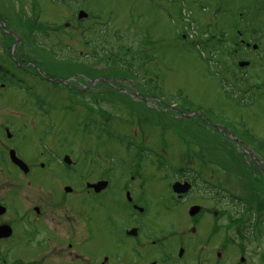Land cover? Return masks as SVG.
Instances as JSON below:
<instances>
[{
	"label": "rangeland",
	"instance_id": "obj_1",
	"mask_svg": "<svg viewBox=\"0 0 264 264\" xmlns=\"http://www.w3.org/2000/svg\"><path fill=\"white\" fill-rule=\"evenodd\" d=\"M80 11L86 15L79 18ZM0 18L22 38L17 43L18 37L8 35L0 25V64L23 75L10 56L23 55L24 51L42 62L49 77L67 79L79 90L72 92L64 85L31 77L29 72L24 75L25 81L33 84L34 96L15 86L4 89L0 85V98L9 102L0 107V116L21 119L22 115L29 119L28 124L37 123L36 129L28 128L33 152H39V137L44 136L45 129L52 130L53 136L59 137L58 144V140L52 143L74 150L75 162L80 161L78 172L70 176L88 174L94 180L130 181L132 175L141 173L139 181H146L149 187L139 201L157 213H162L164 206L169 211L176 209L172 198H167L164 181H195L192 171L198 175L197 181L209 182L204 186L208 194L195 186L193 201L188 203L204 206L206 224L207 217L212 218L209 209H217L222 214L221 225H231L228 214L235 211L236 217L242 208L241 201L231 200V192L239 193L244 205L253 204L255 211H264V170L253 158L264 161V149L258 145L264 144V102L256 98L249 105L247 97L253 93L243 92L262 81L254 72L262 73L264 61L257 60V68L252 71L239 65L249 59L246 52L258 55L264 46V0H0ZM244 29L255 31L251 43L263 39L256 43L257 49L248 51L244 45L241 49L237 43L229 50L216 48L221 53L222 77L230 85L233 80L237 82V91L230 98L220 87L219 76L213 74V64L204 59L214 55L209 56L204 48L209 49L211 42L221 37L231 36L236 42L237 31ZM33 36L47 47L34 42ZM196 41L201 47L194 46ZM60 51L64 58L58 57ZM106 76L128 77L141 86L145 85L135 77L157 79L170 102L157 98L160 112L155 111L154 117L148 113V106L109 96L108 100L100 95L94 99L83 91L89 83ZM141 86L127 84L125 88L150 97ZM253 91L255 97L257 89ZM231 130L253 150L241 151L230 138ZM108 133L114 138H107ZM141 146L154 150L153 163L144 153L140 155ZM25 154L31 158V154ZM59 170L68 176L62 168ZM44 176L47 178L48 173ZM218 186L220 190L216 191ZM198 192L202 197L195 196ZM77 198L79 210L91 204L95 212L116 217L131 209L118 182L102 200L83 193ZM235 205L238 210L232 208ZM97 222L98 231L105 227L102 218ZM107 230L96 238L98 242L110 240ZM258 237L257 241L264 243V232L260 231ZM232 240L239 242L240 234L237 232ZM254 241L249 245L251 254L246 253L249 264H264V245Z\"/></svg>",
	"mask_w": 264,
	"mask_h": 264
},
{
	"label": "flooded vegetation",
	"instance_id": "obj_2",
	"mask_svg": "<svg viewBox=\"0 0 264 264\" xmlns=\"http://www.w3.org/2000/svg\"><path fill=\"white\" fill-rule=\"evenodd\" d=\"M251 34L255 36V31H237L236 42H233L231 36L224 37L219 46L229 50L237 43L241 49L243 45L248 51L250 48L257 49L256 43L263 39L251 43ZM22 54L14 53L10 57L15 69L24 74L19 75L13 68L0 64V85L4 89L15 86V89L34 96V86L25 81V74L29 72L36 79L46 77L43 80L49 83L52 80L44 75L46 73L40 60L24 51ZM245 54L249 58L244 61L246 66L250 71L256 70L257 60L264 61V46L258 55ZM261 71V74L258 70L254 73L262 81L245 88L246 93L251 91L253 94V89H257L255 97L253 94L248 95L249 105L256 98L264 102V68ZM93 83L95 86H92ZM132 84L141 86L138 83ZM236 84L234 82L231 88L236 89ZM106 85L111 86V90L125 89L124 86H118L114 78L106 76L104 81L89 83L83 91L94 99L96 97L93 96L100 95L106 96L103 100H108V89L104 88ZM141 87L150 93L149 100L145 101L155 98L148 87ZM68 89L78 90L71 85H68ZM111 99L121 100L118 97ZM5 100L0 98V107L7 104ZM28 120L22 115L21 119L0 116V264H249L250 258L246 253L248 251L251 254L250 242L255 240V243L264 245L257 241L259 232H264L261 228L264 211H255L253 204L244 205L239 193L230 194L235 203L241 201L242 208L238 210L237 205L232 207L238 210L236 217L238 219L240 215V218L235 221V211H231L228 214L232 219L229 227L221 225L220 210L209 209L212 218L207 217L206 224L205 212L202 213L204 206L197 203L188 205L189 201H193V188L199 186V189L205 190L208 181H164L168 186L167 198H172L176 209L169 211L170 208L164 206L165 210L157 213L149 209L147 203L139 201L149 187L146 181H139L141 173L134 174L136 181L133 180L136 178L134 175L130 181H110L108 178L94 180L88 174L80 178L70 176L78 172L80 163L75 162L74 150L68 151L63 145H54L52 142L58 140V144L59 137L53 136L55 131L45 129L44 136L39 137V152H33L28 142L31 136L28 128L36 129L37 123L33 126L28 124ZM106 137L114 138V134L108 133ZM245 144L250 148V144ZM258 145L264 149L263 142ZM140 149V155L144 153L150 161L146 162L153 163V155H156L154 150L147 146H141ZM24 152L31 154V158ZM59 168L68 172V176L65 177ZM46 173L47 178L44 176ZM104 182V186L97 187ZM115 182L119 183V190L131 209L114 217L110 213L95 212L91 204L83 206V210L76 208V198L82 193L102 200ZM176 183L180 185L174 186ZM184 187H187V191ZM218 189L219 186L215 188L216 191ZM196 195L202 197L200 192ZM194 207H197V212H194ZM101 218L105 227L98 231L96 224ZM199 224L202 230H199ZM105 229H108L106 233L110 240L102 239L98 242L96 238L102 237L101 233ZM237 232L241 237L239 242L232 240Z\"/></svg>",
	"mask_w": 264,
	"mask_h": 264
},
{
	"label": "trees",
	"instance_id": "obj_3",
	"mask_svg": "<svg viewBox=\"0 0 264 264\" xmlns=\"http://www.w3.org/2000/svg\"><path fill=\"white\" fill-rule=\"evenodd\" d=\"M173 1H176V0H173ZM182 1V0H181ZM183 6H184V3H183ZM181 10H183V8L181 7ZM189 25V24H188ZM190 26H191V23H190ZM30 34V33H29ZM196 34V33H195ZM222 39H221V41H219V40H215V41H213V43L211 42V46L208 44V46L207 47H209L210 46V48L209 49H206V48H204V50L205 51H207L208 50V52H206L207 54H209V56L211 55V53L214 55L213 56V58H211V59H213V63H211V60H210V58H209V60H207L206 59V57L204 58L205 59V61L207 62V64H213V74H216V75H218V76H222V71H220V68L219 67H221V65H222V63H221V60H219L218 59V57H220L219 55L221 54V53H219L217 50H216V48L219 46V44L221 45V43H222V41H223V38L224 37H221ZM33 40L34 41H36V42H38L40 45H42V46H46L47 47V44L45 45V44H42L43 42L42 41H38V40H36V38L33 36ZM197 42V41H196ZM209 42V41H208ZM194 46L197 48V47H201L200 46V44L197 42V43H195L194 44ZM49 47H50V50L51 51H54V47H52L51 45H49ZM227 49V48H226ZM154 52H155V50L154 49H152ZM228 50V49H227ZM206 56V55H205ZM212 56V55H211ZM58 57L59 58H64V56H63V51H60L59 52V54H58ZM124 67H128V66H125L124 65ZM217 69V70H216ZM222 70H223V68H222ZM127 71V70H126ZM135 78H138V80L140 79L141 80V82L146 86V87H148V89L154 94V95H156V96H158L160 99H165L167 102H170V99L168 100L167 98V96L164 94V92H163V89L161 88V86L159 85V82L157 81V79H154V78H151V77H146V78H144V79H141L140 77H135ZM235 81L233 80V83H234ZM220 85H221V88L225 91V93H226V96L227 97H230V98H233V92L234 91H237L236 89H234L233 87L232 88H230L231 87V85L228 83V81H227V78H223V77H221L220 78ZM232 86H233V84H232ZM233 90V91H232ZM93 97H95V96H93ZM111 98V97H110ZM145 116V115H144ZM145 118H146V116H145ZM192 173H193V177H194V180L195 181H197L198 179H199V177H198V175H194L195 174V172L194 171H192ZM199 181H203L202 179H200Z\"/></svg>",
	"mask_w": 264,
	"mask_h": 264
},
{
	"label": "water",
	"instance_id": "obj_4",
	"mask_svg": "<svg viewBox=\"0 0 264 264\" xmlns=\"http://www.w3.org/2000/svg\"><path fill=\"white\" fill-rule=\"evenodd\" d=\"M86 15V13L84 12V11H80L79 12V18H81V17H83V16H85ZM64 82V81H63ZM67 161L69 162V160L67 159ZM179 183H176V184H174V186L175 185H178ZM105 185V182H104V184H101V185H98L97 187H100V186H104ZM180 185V184H179ZM94 187L96 186V185H93ZM96 187V188H97ZM184 189H186L187 190V187H184ZM195 211L194 212H196L197 210V207H195V208H193Z\"/></svg>",
	"mask_w": 264,
	"mask_h": 264
}]
</instances>
